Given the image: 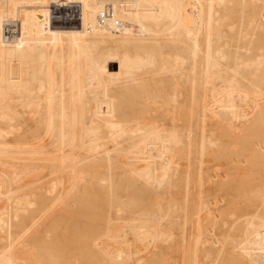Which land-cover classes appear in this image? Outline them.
<instances>
[{"label": "bare ground", "instance_id": "bare-ground-1", "mask_svg": "<svg viewBox=\"0 0 264 264\" xmlns=\"http://www.w3.org/2000/svg\"><path fill=\"white\" fill-rule=\"evenodd\" d=\"M167 248L264 264V0H0V264Z\"/></svg>", "mask_w": 264, "mask_h": 264}, {"label": "rangeland", "instance_id": "rangeland-1", "mask_svg": "<svg viewBox=\"0 0 264 264\" xmlns=\"http://www.w3.org/2000/svg\"><path fill=\"white\" fill-rule=\"evenodd\" d=\"M56 7H57V8H56ZM69 8H70V9H69ZM65 9H66V10H65ZM73 9H74V7H72V6L67 7V5H61V6H54V7L52 8V12L62 14V13H64L65 11H67V13H68V12H71V13H73V14H76V13L73 12ZM74 19H75V18H74ZM59 20H60V19H59ZM63 21H64V20H63ZM12 63H14V60H12ZM34 162H35V161H34ZM36 163H40V161H39V162L36 161ZM36 163H35V164H36ZM49 163H50V162H48V165H47V166H46L45 164H43V162H41L40 164H37V165H41V164H42L41 167L45 166V167H43V169H46L48 166L51 167V165L53 164V163H52V164L50 163V165H49ZM52 166H53V165H52ZM39 167H40V166H39ZM41 167H40V168H41ZM49 167H48V168H49ZM48 168H47V169H48ZM41 169H42V168H41ZM41 169H40V170H41ZM47 169H46V171H47ZM42 171H43V173H40V175L42 174V175L44 176V175H45L44 172H46V171H44V170H42ZM39 172H40V171H39ZM46 173H47V172H46ZM91 173H93V172H91ZM249 177H251V178H249ZM253 178H254V179H253ZM257 178H258V175H256V173H255V174H253V175H251V176H248L247 179L244 180V182H246V181H250L251 179H253V181H255ZM46 179L49 181L51 178H47V177H46V178H45V182H46ZM249 179H250V180H249ZM92 192H93V191H92ZM91 195H92V193H91ZM94 195H95V192H93V196H94ZM142 195H143V194H142ZM145 195H146V194H145ZM168 195H169V194H168ZM168 195H167V196H168ZM174 195H176V194L174 193ZM140 196H141V195H140ZM167 196H166V198H167V200H168V197H167ZM169 196H170V195H169ZM141 197H142V196H141ZM143 197H144V195H143ZM143 197H142V199H145V198H146V197H145V198H143ZM147 197H148V195H147ZM170 197H171V196H170ZM170 197H169V198H170ZM90 199H93V198H91V196H90ZM147 199H149V198H147ZM147 199H146V200H147ZM93 200H94V202H93L92 200H91V201H92L94 204L92 205V203H91V205L95 207V204H96V203H95V202H96V195L94 196V199H93ZM97 205H98V204H97ZM238 205H239V203H237V206H238ZM92 208H93V207H92ZM96 208H97V207H95V209H96ZM93 209H94V208H93ZM238 211H239V209L237 210V212H238ZM69 228H70V226H69ZM60 229H61V228H60ZM70 229H72V228H70ZM61 230H65V229L63 228V229H61ZM60 233H61V235H63V231H60ZM68 234H69V233L67 232L66 237H67V238H70V237H69L70 234H69V236H67ZM59 235H60V234H59ZM59 237H60V239H61L60 241H62V239H63L62 237H63V236H62V237L59 236ZM65 239H66V238H65V235H64V239H63V241H64ZM70 239H71V238H70ZM168 249H169V248L166 249V250H167V253H165V254H167L168 256H167V255H164V258H165L166 261L162 260V262H160V264H171V262H172V264H173V259H172L173 257H172V258L169 257V256H171L170 254L173 253V252H172L171 249H169L171 252H170ZM166 250H165L164 252H166ZM169 252H170V254H169ZM163 254H164V253H163ZM173 256H174V253H173ZM168 257L171 258L172 261H171ZM162 258H163V256L161 257V259H162ZM166 258H168V259H166ZM159 261H160V260H159ZM167 262H168V263H167ZM89 264H90V263H89Z\"/></svg>", "mask_w": 264, "mask_h": 264}]
</instances>
